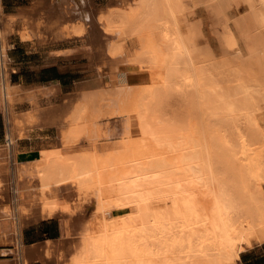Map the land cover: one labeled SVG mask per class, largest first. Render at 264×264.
<instances>
[{"label":"bare ground","instance_id":"6f19581e","mask_svg":"<svg viewBox=\"0 0 264 264\" xmlns=\"http://www.w3.org/2000/svg\"><path fill=\"white\" fill-rule=\"evenodd\" d=\"M55 6L74 18L52 25ZM3 8L0 192L13 198L0 200V213L16 246L11 264H240L241 251L264 240V111L255 107L264 103V0H108L97 13L91 0H51L43 21L22 20L23 40L48 30L88 39L50 51L90 57L95 45L99 77L109 63L137 75L81 91L41 137L36 107L17 111L29 89L10 79L15 15ZM242 115L247 146L231 132ZM47 217L60 220V238L16 240L26 219Z\"/></svg>","mask_w":264,"mask_h":264},{"label":"crops","instance_id":"0c3cea01","mask_svg":"<svg viewBox=\"0 0 264 264\" xmlns=\"http://www.w3.org/2000/svg\"><path fill=\"white\" fill-rule=\"evenodd\" d=\"M92 1L96 2L95 0ZM45 2H48V0H7L5 5L2 2L4 7L3 11L16 16L13 18L15 19L12 21L13 30L7 35V41L12 46L9 48L13 53L11 55V63L17 64L19 69L27 68L34 72L32 80H23L21 78L18 79L16 83L20 85L32 84L39 88H51L53 89V96H60V94H69L71 88L76 87V85L84 80L80 76V69L78 68V65L82 64L78 61L82 59L87 60V57L84 55L83 50H78L79 52L77 50L61 51V53L58 52L52 55L50 50H65L73 48V46H71L70 39L68 38H58L57 41L54 38L45 37L44 34L48 35L51 33V30H48L50 31L49 33L48 31L42 32L43 36L41 35L40 41L37 37L33 39H22L18 30L24 22L29 26L33 25L34 20L39 17L40 10ZM66 3L67 2H63L61 5L67 6ZM54 19V15L48 17V20L52 23ZM29 20L32 24H30L31 22ZM49 36H54L53 31ZM86 62H84L83 65L86 66ZM40 98L45 99L42 94ZM28 150L34 152L36 148L27 147V149H23L22 152H27ZM20 232L21 236L19 234L16 240H21L27 245H44L47 240H56L62 236V225L58 218L47 217L26 222V224L21 227ZM4 235L6 236L4 237ZM6 237L7 234L1 231L0 264H11L12 262V258L6 256L11 254L10 252L13 249V245L11 243L12 241L10 242L8 240L9 238L7 237V239ZM239 262L240 264H264V240L254 243L252 247L241 251Z\"/></svg>","mask_w":264,"mask_h":264},{"label":"rangeland","instance_id":"374dc122","mask_svg":"<svg viewBox=\"0 0 264 264\" xmlns=\"http://www.w3.org/2000/svg\"><path fill=\"white\" fill-rule=\"evenodd\" d=\"M1 3L3 2V4L5 5L7 0H0ZM96 2H93L91 0V4L94 7L95 13H97L100 9L101 6L104 7L106 6V4H108V0H95ZM51 0H48V2H45L43 4L42 9L40 10V15L38 17L41 18V20L43 21L46 18V11L48 8V4H50ZM79 2V1H78ZM80 3V2H79ZM61 4V3H60ZM105 4V5H104ZM81 5V3H80ZM100 6V7H99ZM59 6H55V8L53 9V12L50 13L51 16L54 15L55 16V20L53 21L52 25L54 24L55 26L59 25V20L65 21V20H70L72 18H74L73 16L69 15V10H66V12L68 11L67 15H63L61 8ZM82 10H87V6L86 5H81ZM84 7V8H83ZM4 9V8H3ZM97 9V10H96ZM200 12L202 14H206V12H204L203 7L200 6L199 7ZM97 11V12H96ZM4 12V11H3ZM5 13V12H4ZM58 13V15H57ZM6 15L8 13H5ZM50 17V16H49ZM66 17V18H65ZM61 18V19H60ZM59 19V20H58ZM62 21H60V24L62 23ZM205 29H210L209 26H207V24H205ZM217 31L223 32L222 26L221 25H217L214 26ZM207 33L209 35L210 31L207 30ZM44 36H46L47 38H54L56 39L55 36H48L46 34H44ZM74 40V39H73ZM71 42V40H70ZM89 40L86 39V42H75L73 44H82V43H88ZM71 46L73 45L72 43H70ZM74 46V45H73ZM12 46L10 45V43H8V54L10 55V59H11V55L13 54L9 49ZM48 48V47H47ZM51 48V47H50ZM92 49L90 50L89 53H92L90 57L86 55L87 60L86 59H82L78 62H80L82 65H78L79 73L80 76L84 79L80 84L76 85V87L71 88L69 91V94H64L60 96H53V89L51 88H42V87H37L34 86L32 84L30 85H21V86H25L27 89H29V91L27 92V98L29 100L32 99L31 97L33 96V98L35 99L34 102L32 103V100L30 102V100H26L27 98L24 99V101L22 102V104H24V106L22 108H18L17 111H23V110H28L29 108L34 109L36 107V110L34 111L35 113V123H34V131L36 133L37 137H41V136H47V135H51L54 134V132H56V129L58 128V126H60L63 121V116L66 115V113L71 110V108L74 106V104L76 103L77 100H79V98L81 97V91L87 89V88H95L101 85L107 86L110 85L111 83L109 78H114V76L116 75H123L125 78H129L130 82L134 81L135 76L137 75V70L133 67H129L128 65L125 64H111L109 63L107 65V69H105L106 71H104V75L106 76H101L99 77V73L97 71V69L95 68V64H100V62H98V58H95L97 55V52L100 53V51L98 49L100 48H96L95 45H92L91 47ZM75 51V50H74ZM1 58V57H0ZM95 59V61H94ZM1 60V59H0ZM87 61V62H86ZM86 62L87 65H83V63ZM118 65H120L118 67ZM125 65V66H123ZM11 72H10V79L16 83V81L18 79H23V80H32L33 76H34V72L30 71L29 69L25 68V69H19L17 64H12L10 66ZM115 72V73H114ZM108 73V74H107ZM110 73V74H109ZM113 73V74H112ZM119 73V74H117ZM2 76V69H1V61H0V79ZM113 76V77H111ZM231 77V73L228 71L226 73H224V78L226 80H228ZM99 79L100 82H99ZM107 80V81H106ZM108 83V84H106ZM19 84V83H18ZM79 87V91L77 90V87ZM76 90V91H75ZM80 92V93H79ZM42 94V96L45 99H41L40 95ZM52 95V96H51ZM32 103V104H31ZM35 104V105H33ZM29 106V107H28ZM257 111H264V103H260L258 102L255 105ZM57 118V120H56ZM0 122L2 123V129H0V147H4V145L6 146L7 144V138H6V132H7V121H6V112L5 109H3L2 111H0ZM60 123V124H59ZM59 124V125H58ZM232 137L235 138L238 141H242L244 146H247L248 144V140H249V131H248V119L247 117H245L244 115H242L241 117H239L237 120H235L233 127H232ZM230 133V132H229ZM32 155L35 154V151L33 153H31ZM1 191L0 192V200L2 202V204L4 203L5 205H10V200L13 198L12 197V191ZM3 204V205H4ZM9 207V206H8ZM34 221L37 220L36 218H28L25 220V222L28 221ZM11 226V223L7 221V215L5 212H1L0 213V228L1 231H3V233L7 234V238L13 245V249L11 250V254L9 256L6 257H11L12 260H15L16 257L13 253L14 249H15V243L14 240H12V237H10L9 234V228ZM0 231V232H1ZM63 232V230H62ZM63 234V233H62ZM6 235H4L5 237ZM35 264H41L38 262H35ZM53 264V262L51 263Z\"/></svg>","mask_w":264,"mask_h":264},{"label":"trees","instance_id":"16d2710c","mask_svg":"<svg viewBox=\"0 0 264 264\" xmlns=\"http://www.w3.org/2000/svg\"><path fill=\"white\" fill-rule=\"evenodd\" d=\"M0 129H2V123L0 122Z\"/></svg>","mask_w":264,"mask_h":264}]
</instances>
